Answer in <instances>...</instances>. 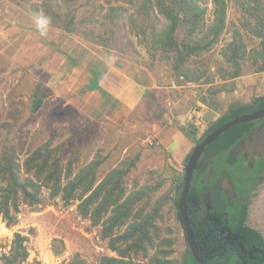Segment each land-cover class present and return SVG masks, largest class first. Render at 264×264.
I'll return each mask as SVG.
<instances>
[{
	"label": "rangeland",
	"instance_id": "rangeland-1",
	"mask_svg": "<svg viewBox=\"0 0 264 264\" xmlns=\"http://www.w3.org/2000/svg\"><path fill=\"white\" fill-rule=\"evenodd\" d=\"M151 1L152 12L143 13L150 25L157 20L158 28L165 18L157 0ZM200 1L208 5L206 20L211 22L212 0ZM245 2L227 0L226 27L219 41L190 63V67L209 65L214 73L212 82H189L181 88L161 49L153 50L152 42H146L141 28L130 20L141 18L138 10L142 9L143 0H0V157L4 149L13 147L21 165L35 148L53 139L55 144H65L63 159L74 161V174L95 158L101 161L99 180L113 168L131 165L125 177L128 191L143 185H159L149 198L140 201L146 211L169 196L156 223L162 236L174 239L170 256L182 264L190 252L174 207V199H178L182 188L175 186L177 172L170 161L165 164L168 154L162 152L163 147L160 149L154 132L170 125L184 134L194 129L193 135H186L199 139L214 121L209 123L207 112L195 115L192 108L225 113L238 104L235 97H241L239 102L244 104L254 98L250 99L247 93L243 99L234 90L236 78L231 82L220 79L218 74L220 67H229L221 51L231 39L233 29H240L248 49L259 43L243 28ZM113 7L120 11H110ZM71 17L75 22L69 20ZM108 65L145 87L139 103L129 106L105 90L88 87L92 69L102 70ZM243 67L240 76L255 73L249 58L243 61ZM202 97H208L210 104L202 102ZM37 99L42 102L35 110ZM171 108L177 110L178 118L172 117ZM192 141L194 146L189 154L197 144ZM262 151L264 129L260 128L236 149L237 153L244 152L247 161L256 163L253 167L263 169L264 158L257 161ZM220 155L226 158L228 154ZM187 161L183 163L184 171ZM219 161L220 157H214L208 172H220L224 193L231 196L235 188L227 174L248 179L253 167L246 166L241 155L238 163L226 168ZM262 175L263 180L257 179L250 192L248 221L264 233V172ZM26 176L33 174L21 165L20 177ZM251 180L246 183L252 184ZM3 185L5 182L0 179V188ZM39 197L37 204L22 201L12 224L0 214V264H4L2 256L10 253L16 232L28 237L25 245L29 254L24 264H69L74 260L100 264L105 255L118 256L109 247L108 239L102 238V224H93L90 215L81 214L79 200L65 203L61 195L51 196L46 187ZM155 250L149 249L147 257L138 254L134 262L149 264Z\"/></svg>",
	"mask_w": 264,
	"mask_h": 264
},
{
	"label": "trees",
	"instance_id": "trees-1",
	"mask_svg": "<svg viewBox=\"0 0 264 264\" xmlns=\"http://www.w3.org/2000/svg\"><path fill=\"white\" fill-rule=\"evenodd\" d=\"M212 2L214 18L211 22L206 20L208 5L202 4L200 0H157V5L165 18L163 26L158 28L157 20L150 25L149 19L144 16L145 13L147 15L151 13L154 8L151 0H143L142 9L138 10L142 14L141 18L130 19L141 28L146 42H152L153 50L161 49L163 59L171 63L170 67L180 85L189 82L210 84L214 79V73L209 70V65L190 67L192 60L198 56L202 57L205 51L212 49L226 27L227 0ZM109 10L120 11L116 7ZM242 10L246 17L243 20V28L258 38L259 43L251 50L248 49L240 29H233L231 39L221 51L229 67H218L220 79L231 82L242 75L243 61L247 58L251 61L254 72H264V0H247L242 3ZM69 20L75 22L72 17ZM111 23L113 27L116 25L112 20ZM149 27L152 30L148 32ZM65 28L71 30L67 26ZM105 68L92 69L93 75L88 85L90 89L104 91L98 81L105 73ZM207 98L202 97L201 100L210 104ZM41 102V99H37L33 109H38ZM263 107L264 94L254 97L246 104L231 106L211 123L203 137L196 139L193 136V139L198 144L208 133L225 122L242 113H251ZM261 124H264V117L231 126L206 146L198 160L187 197L186 212L192 235L205 264H264V236L246 223L250 192L257 185L254 183L257 179L263 180L264 167L263 169L261 166L253 167L256 163L251 165L244 161L246 166L253 167L248 177L252 178L253 183L250 185L246 183L248 179L244 175L230 174L233 186L240 196L244 195L241 200L227 197L219 183L220 172L217 176L207 179L214 157H220L219 164L225 168L238 163V156L241 154L237 153L236 149L241 143L248 142ZM185 132L187 135H193L195 130ZM64 145L55 144L53 139H49L35 148L21 164L27 173L33 174V177L24 178L20 177L21 165L17 162L14 148L4 149L0 157V179L5 182L0 188V214L8 224L16 221V214L22 201L29 205L40 203V192L46 187L50 190L51 196L61 195L65 203L79 200L78 208L81 214L90 215L93 224H102L101 236L108 239L109 247L118 256L105 255L101 258L100 264H140L135 263L133 258L138 254L147 257L149 249L153 248L156 250L149 257V264H178V261L170 256L174 251V239L162 236L156 223L169 196L156 201L148 211L140 202L144 198H149L150 193L158 189L159 185L152 187L143 185L128 191L125 177L131 165L127 168H113L99 180L98 170L101 161L97 158L74 174V161L69 159L64 162ZM222 153L228 154L226 158L220 155ZM189 157L190 154L186 160ZM262 157L264 155L260 154L257 161H263ZM183 178L184 176L177 189L183 187ZM242 187L246 188L244 192ZM208 192L211 193V208H207L205 202ZM174 207L182 223L176 198ZM11 210L14 213H11ZM27 239L28 237L20 232L14 234L10 253L2 256L4 264H24L29 254L25 245ZM69 264L85 263L74 260ZM182 264L198 263L189 252Z\"/></svg>",
	"mask_w": 264,
	"mask_h": 264
},
{
	"label": "crops",
	"instance_id": "crops-1",
	"mask_svg": "<svg viewBox=\"0 0 264 264\" xmlns=\"http://www.w3.org/2000/svg\"><path fill=\"white\" fill-rule=\"evenodd\" d=\"M98 84L106 92H109L110 95L114 97V99H118L117 101L120 100L129 106H133L139 103L141 101L140 98H142V96L144 97V86L138 84V82L122 73L118 69L110 67V65H108V67L105 69V73L100 76ZM180 87L183 88L182 84L180 85ZM234 87V90L236 92H239L237 95L241 94L243 96L244 94L249 93V96H251L250 99L255 96L257 97L259 95H262L264 93V72H255L248 77L239 76L234 80ZM245 97L246 96H243L242 98L245 99ZM240 98L241 97L234 98V102H238V104L235 106L244 104L243 102H239L241 101ZM178 104H180V102L177 103V105ZM193 109L194 108H192L191 110L195 113V115L200 114V112L203 115V113L207 112L206 114H208L209 123L215 121L224 113L218 110L198 111ZM170 112L172 113V117H179L177 116V110H173V108H171ZM154 134H156V136L158 137L160 149L161 147H163L162 152L168 154L166 158L167 162L166 160H164L165 164H168V162L170 161L175 167L177 175L174 178V182L175 186L177 187L180 183L181 178L184 176L185 171L183 168V163H185L186 156L190 153L194 146V142L192 141L193 138L190 139L186 135V133L184 134L182 130H179L176 126L173 127L170 125L168 127H166V125L161 126V128L156 130ZM246 223L250 227L258 230L264 236V233L261 231V229L250 223L248 219Z\"/></svg>",
	"mask_w": 264,
	"mask_h": 264
},
{
	"label": "water",
	"instance_id": "water-1",
	"mask_svg": "<svg viewBox=\"0 0 264 264\" xmlns=\"http://www.w3.org/2000/svg\"><path fill=\"white\" fill-rule=\"evenodd\" d=\"M263 117H264V107L258 110H255L251 113H242L236 116L234 119L225 122L224 124L220 125L216 129L208 133L201 142L195 145L186 163L185 174L183 178V187L178 197V209L180 212L188 247L190 249L191 254L193 255V257L195 258L198 264H205V263L202 257V253L200 249L198 248V246L196 245V242L192 235L190 221L188 219V214L186 212L187 197L190 192L191 182L193 179V173L197 166L198 160L200 156L202 155V153L204 152L206 146L210 142L215 140L223 131L227 130L228 128H230L231 126L237 123L250 121V120H256V119H260Z\"/></svg>",
	"mask_w": 264,
	"mask_h": 264
},
{
	"label": "flooded vegetation",
	"instance_id": "flooded-vegetation-1",
	"mask_svg": "<svg viewBox=\"0 0 264 264\" xmlns=\"http://www.w3.org/2000/svg\"><path fill=\"white\" fill-rule=\"evenodd\" d=\"M261 129H264V124H261V126H260V130ZM241 155H242V157H243V159L245 160V161H247L246 159V157H244V152H239ZM260 154H263L264 155V151H262V152H259L258 153V155L260 156ZM262 158H264V157H262ZM256 162V161H255ZM254 162H250V161H247V164H253ZM210 172V171H209ZM208 172V174H207V179H211V176H212V178H213V176H217V173H215V174H210ZM227 174V173H226ZM231 174V173H230ZM220 174H218V176H219ZM227 176L231 179V177H230V175L229 174H227ZM220 177H221V175H220ZM219 180H221V178H219ZM220 183V182H219ZM220 185H221V183H220ZM222 186V185H221ZM232 186H233V182H232ZM235 188V187H234ZM210 192H208L207 194H206V206H207V208H211V205H212V202H211V200H210ZM227 194V197H229V198H232V199H239V200H241L242 198H244V195L243 196H240L239 195V193H238V190L235 188V190L232 192V194H231V196H228V193H226ZM249 206H250V204H249Z\"/></svg>",
	"mask_w": 264,
	"mask_h": 264
},
{
	"label": "clouds",
	"instance_id": "clouds-1",
	"mask_svg": "<svg viewBox=\"0 0 264 264\" xmlns=\"http://www.w3.org/2000/svg\"><path fill=\"white\" fill-rule=\"evenodd\" d=\"M42 23H46V21L42 22Z\"/></svg>",
	"mask_w": 264,
	"mask_h": 264
}]
</instances>
